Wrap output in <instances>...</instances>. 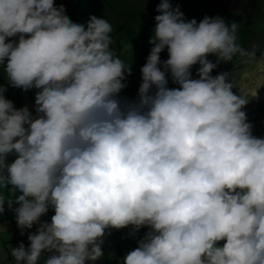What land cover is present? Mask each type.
Returning <instances> with one entry per match:
<instances>
[{"label": "clouds", "instance_id": "clouds-1", "mask_svg": "<svg viewBox=\"0 0 264 264\" xmlns=\"http://www.w3.org/2000/svg\"><path fill=\"white\" fill-rule=\"evenodd\" d=\"M155 11L139 102L122 104L131 67L110 50L106 19L85 26L54 0H0V66L12 87L39 90L33 118L0 86V187L19 193L8 207L21 235L39 224L27 248H11L15 264L94 262L107 230L129 226L149 231L122 264H264V137L231 73L211 75L257 52L238 43L236 22L186 21L170 0Z\"/></svg>", "mask_w": 264, "mask_h": 264}, {"label": "trees", "instance_id": "trees-1", "mask_svg": "<svg viewBox=\"0 0 264 264\" xmlns=\"http://www.w3.org/2000/svg\"><path fill=\"white\" fill-rule=\"evenodd\" d=\"M170 2L173 8L179 6L186 21L195 19L199 23L206 16L209 18L219 16L226 24L236 22L239 24L238 43L248 50L255 48L257 57L263 55L264 32L263 35H259L254 27L264 21V0H170ZM159 3L160 0H54V6L56 8L63 6L65 15L74 23L86 26L89 18L94 15L106 19L112 25L113 32L110 36L114 43L110 45V50L131 67V75L126 74L124 81L127 86L116 97L122 104L139 102L138 93L142 83L140 69L150 54L152 45L149 44V39L155 28L154 18L159 14L155 11ZM224 3L231 5V8L225 12L219 7ZM9 39L18 42L19 36ZM128 45H131V48ZM166 51L167 48L161 52V60H164L163 55ZM213 56L210 54L207 59L211 61ZM198 68L199 64H197ZM0 86L7 89L4 93L5 98L12 101L15 109L24 108L20 88L9 84L4 66H0ZM174 86V88L179 87L175 83ZM152 91L155 92L154 87ZM262 120L256 115L247 116V122L253 126L254 137L263 138ZM51 209L49 208L48 212ZM142 229L145 234L149 231L147 227Z\"/></svg>", "mask_w": 264, "mask_h": 264}, {"label": "rangeland", "instance_id": "rangeland-1", "mask_svg": "<svg viewBox=\"0 0 264 264\" xmlns=\"http://www.w3.org/2000/svg\"><path fill=\"white\" fill-rule=\"evenodd\" d=\"M222 11H227L231 8L229 3L219 5ZM254 30L259 35H263L264 32V21L259 22L254 27ZM163 63L168 59V52L166 51L163 55ZM217 57L214 55L212 62H216ZM163 70V68L161 69ZM192 78L198 79L197 76V65L191 68ZM231 73L232 78L235 81L237 87L233 88L235 94H239V89H242L247 93L248 104L242 109L246 116H259L262 118L264 123V53L262 56L257 57L254 61L246 63L244 58L239 56L233 58L230 62H220L218 67L213 70L211 75L214 77L220 73ZM166 78L168 80L167 87L173 89L174 83L171 74L166 72ZM231 82V77L229 79ZM239 88V89H238ZM39 90L30 89L24 91L20 88V95L24 101V107H27L33 118H38L39 114L35 111V97ZM263 113V114H260ZM27 127V125L25 126ZM264 137V129H263ZM15 154H10L7 157V163L11 164L16 159ZM19 193L12 195L8 189L0 187V197L4 200V211L0 213V264H15L14 258L10 255L11 248L18 247L20 243H23L27 248L30 245L28 235L35 233L39 224H34L31 229H25L24 235H21V230L18 228L15 222L14 208L15 204L12 205V209L8 207V203L15 199ZM54 215V210L51 209L48 213L41 216L40 222H51V217ZM132 227L123 228L120 230L110 229L107 230L106 235L103 238L102 252L103 256L94 262H87V264H122L123 258L132 250H135L139 246V241L144 237L145 232L140 228L139 232L134 236L130 233ZM110 233V234H109ZM224 241L219 242L222 246ZM50 255L44 253L38 264H43L44 260Z\"/></svg>", "mask_w": 264, "mask_h": 264}]
</instances>
